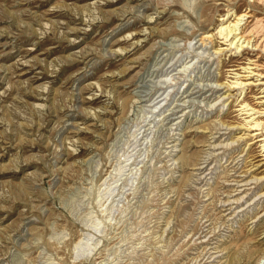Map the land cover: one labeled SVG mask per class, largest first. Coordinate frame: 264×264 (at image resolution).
<instances>
[{
	"label": "rangeland",
	"instance_id": "obj_1",
	"mask_svg": "<svg viewBox=\"0 0 264 264\" xmlns=\"http://www.w3.org/2000/svg\"><path fill=\"white\" fill-rule=\"evenodd\" d=\"M250 5L0 0V264H264L244 56L216 31Z\"/></svg>",
	"mask_w": 264,
	"mask_h": 264
},
{
	"label": "bare ground",
	"instance_id": "obj_2",
	"mask_svg": "<svg viewBox=\"0 0 264 264\" xmlns=\"http://www.w3.org/2000/svg\"><path fill=\"white\" fill-rule=\"evenodd\" d=\"M248 1L253 5H250L241 12L226 14L219 18L218 22L220 23L216 31L217 36L223 41L222 43L226 44L229 50L234 51L239 58L244 56L242 62L229 69L232 82L227 85V88L228 90H232V88L239 90V97L241 94L243 95L237 104L238 108L236 111L240 115L245 116L246 121L244 123L247 131H253L255 133L252 135L247 134V137L253 139V142H249V145L253 143L258 144L262 165L264 164V11L258 12L255 6H261L264 10V0ZM213 37L214 35L212 34H206L201 36L199 40L201 44H212ZM144 42L145 38L144 40H138L133 45L134 47L141 46V43ZM222 51L215 49L214 53L217 54V52ZM249 93L254 94V99L258 101H252L251 103L246 98V95ZM239 138L241 139L242 137ZM249 165L248 169L251 170L254 165L251 163ZM255 167L258 168L259 164H256ZM251 179L257 180L254 177H251ZM262 258L264 259V251L262 252Z\"/></svg>",
	"mask_w": 264,
	"mask_h": 264
}]
</instances>
